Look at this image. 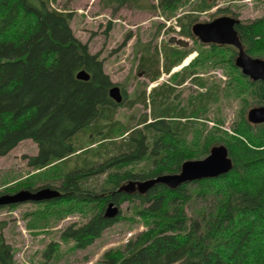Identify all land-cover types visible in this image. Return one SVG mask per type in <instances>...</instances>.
<instances>
[{"label":"trees","instance_id":"obj_1","mask_svg":"<svg viewBox=\"0 0 264 264\" xmlns=\"http://www.w3.org/2000/svg\"><path fill=\"white\" fill-rule=\"evenodd\" d=\"M190 1L101 0V4L113 11L130 6L173 17ZM218 1L198 0L193 11H211ZM58 2L0 0V159L32 140L38 154L28 165L39 171L6 192L51 188L61 193L33 203L41 207L32 213L33 225L67 214L90 216L85 224L62 232L61 240L72 242L73 249L88 248L117 222L144 224L146 231L124 249L107 251L101 264H264V124L248 120L251 108L264 106V81H253L237 68L234 47L201 43L192 33L199 18L184 14L177 23L180 34L198 45L195 63L183 74H171L194 50L161 46L152 51L145 45L137 71L151 82L167 73L180 84L198 73L189 72L196 62L226 63L232 75L229 89L233 87V95L244 104L235 124L227 130L219 116L209 129L211 106L230 93L197 75L194 82L200 91L185 107L171 99L173 87L168 84L149 95L143 91L132 101L122 90L123 102L117 104L109 92L118 84L105 72L101 53H91L89 44L76 37L74 13L57 9ZM111 30L109 23L107 34ZM236 30L247 55L264 60V16L240 21ZM130 40L131 35L121 47ZM81 71L91 76L89 81L77 78ZM135 103L150 107L153 120L143 116L132 126L118 119L119 108ZM219 145L227 147L233 161L226 175L177 189L158 184L145 194L120 191L130 181L179 173L184 162L204 159ZM126 202L132 205V217L121 211L115 219L105 217L110 203L120 209ZM6 227L0 222V264H17L3 234ZM58 251L59 244L52 243L45 255L50 258Z\"/></svg>","mask_w":264,"mask_h":264},{"label":"rangeland","instance_id":"obj_2","mask_svg":"<svg viewBox=\"0 0 264 264\" xmlns=\"http://www.w3.org/2000/svg\"><path fill=\"white\" fill-rule=\"evenodd\" d=\"M149 1L157 3V0ZM197 1L191 0L173 17L159 12L134 10L130 6L113 11V9L104 8L101 0H59L55 6L59 10H68L74 13L72 29L76 37L83 43L89 44L91 53H101V58L105 60V72L110 75L113 83L127 91L128 100L132 101L136 95L143 91L149 95L153 89L159 90L164 84H168L173 87V91L170 93L171 99L175 100L176 98L175 102L179 103L181 107H185L189 100L200 91L194 82V77L197 75L205 79L210 86L216 84L230 93V97L223 98L218 105L211 106L207 123L210 129L213 127L214 119L220 116L225 119V129L230 130L237 121L238 113L244 104L240 97L233 95V87L229 89L232 75L226 63L214 59L206 62L203 59L196 62L189 72L196 70L198 73L190 75L186 81L180 84L172 82L171 75L167 73H163L158 81L151 82L147 76H143L137 71L141 52L145 45H150L152 51L157 49L160 51L161 46L194 50L185 64L183 63L184 65L172 70L171 74H183L184 68H189V65L195 63L199 55L198 45L192 39L183 37L180 34L179 24L175 25L184 14L199 18V22H209L225 14L240 21L254 20L264 16V0H219L211 11L195 12L193 6ZM212 15L215 16L212 17ZM109 23H112V30L107 34ZM129 35H131V40L126 47H121ZM155 100L156 107H159L160 97L156 96ZM189 109L190 112L191 108ZM151 112L150 107L139 103L132 106L126 104L118 109L117 117L121 121L135 126L137 120L143 116H147L148 120L152 121L154 117L151 116ZM37 154V144L32 140H26L0 159V196L21 191L6 192L7 189L39 172L28 165L29 158ZM40 208L33 203H26L18 205L15 209L0 210V222L7 223L3 234L14 252L17 264H101L107 251L124 249L131 240H135L146 231V227L141 222L124 220L105 230L102 237L88 248L73 249L72 242L66 243L61 240L62 232L69 226L85 224L90 216L85 213L67 214L60 219L52 218L46 224L41 222L40 226L33 225L36 217H33L32 213L37 212ZM120 211L122 216L127 218L133 216L132 205L128 202L121 205ZM52 243L59 244V251L53 252L50 258H47L45 252Z\"/></svg>","mask_w":264,"mask_h":264},{"label":"water","instance_id":"obj_3","mask_svg":"<svg viewBox=\"0 0 264 264\" xmlns=\"http://www.w3.org/2000/svg\"><path fill=\"white\" fill-rule=\"evenodd\" d=\"M240 20L230 16H221L209 22H198L192 27L193 35L203 44H217L232 46L238 50L236 66L242 73L253 81H264V60L247 55L236 26ZM77 78L89 81L91 76L86 71L78 73ZM110 97L117 103L123 102L122 89L114 86L110 89ZM250 123L264 124V106L253 107L248 111ZM233 169V161L225 145L215 146L210 154L199 160H189L183 163L181 171L176 174H165L145 181H130L121 187L120 191L128 194L138 192L145 194L158 184H163L170 189H177L186 183L203 179H214L228 174ZM61 193L56 189L43 188L37 191L21 190L15 194L0 196V206L22 205L26 203H42L57 198ZM120 215V209L110 203L106 209L105 217L115 219Z\"/></svg>","mask_w":264,"mask_h":264},{"label":"built area","instance_id":"obj_4","mask_svg":"<svg viewBox=\"0 0 264 264\" xmlns=\"http://www.w3.org/2000/svg\"><path fill=\"white\" fill-rule=\"evenodd\" d=\"M177 24H178V23L176 22L175 25H177ZM175 28H177V27L175 26ZM177 29H178V28H177Z\"/></svg>","mask_w":264,"mask_h":264}]
</instances>
